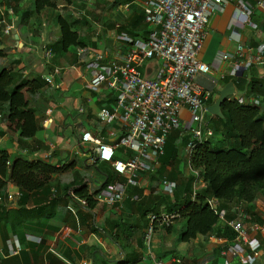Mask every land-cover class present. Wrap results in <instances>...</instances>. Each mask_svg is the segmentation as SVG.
<instances>
[{
	"label": "crops",
	"instance_id": "0c3cea01",
	"mask_svg": "<svg viewBox=\"0 0 264 264\" xmlns=\"http://www.w3.org/2000/svg\"><path fill=\"white\" fill-rule=\"evenodd\" d=\"M144 2L145 0H88V15L93 16V19L88 16V24L80 23L77 27L79 39L81 40V36L87 37L84 39L86 46L55 52L49 58L42 48L58 40L60 34L56 24L54 33L49 32L50 30L38 33V43L40 41L41 44H32L31 47L29 44L30 48L26 42L20 41L22 34L13 36L16 42L8 52L10 57L6 62L7 68L11 67L10 59L19 60V65H13L14 69H24L23 76L29 78L38 74L47 77L51 86L44 87L43 94L35 102L36 118L40 119L41 127L33 139L23 141L21 146H18L17 134L7 129V124L1 121L0 115V134L4 132L0 135V149L7 150L10 154L21 153L28 160H41L56 168H68L50 177L43 187L28 193L23 202L20 200L21 192L12 182L6 181L5 190L0 191V204L6 203L8 213L14 215L8 218L7 224L0 221V264H152L155 259L168 260L174 257L180 258L184 264H223L226 259L230 264H238L233 258L220 256L214 235L197 236L189 242L179 241L185 226V221L181 218H175L169 226H156L149 248L144 244L148 216L154 209L157 210L155 214L168 213L166 208L169 203L160 200L159 196L166 195L161 191L160 180H170L172 174L177 177V171L180 180L191 177L185 155L186 143L182 141L187 138L177 132H172L167 139L178 143V161L176 159L163 168L160 166L156 174L142 175L140 186L129 187L120 205L108 207L93 202L91 207H83L78 202L82 197L74 193L75 189L84 187L85 194L89 195L111 186L115 181L123 180L113 172L110 183L105 185L109 164L91 163L88 152L92 146L80 143V136L84 131L104 137L109 131L119 128L118 123H107L101 115L112 106L114 96L104 88L98 92L86 88L88 63L99 51H106L111 56L118 50L112 40L113 34L119 32L118 26L129 22L138 13L144 14ZM74 3L75 0H72V5L67 7L72 9ZM60 5L65 8L61 2ZM81 12L84 11L80 10L79 13ZM57 13L61 15L60 12ZM233 15L234 7L230 5L223 13L213 16L210 30L198 55L201 62L211 63L218 52L233 53L234 43L229 42L226 33ZM82 16H85V12ZM253 19L261 24L264 13L256 10ZM45 23L42 20L41 25L45 26ZM81 26H89L86 33ZM141 27L148 31L144 18L136 28ZM259 29L263 38L264 26ZM135 38L143 39L140 35ZM241 38L251 47L257 46L261 39L250 31L243 33ZM5 40L7 39L3 40L4 43ZM70 53L75 54L72 63L68 61L72 58L69 57ZM248 73L249 79L264 77V61L255 63ZM217 76L198 75L195 80L209 88L212 87L209 82H216L209 99L213 102L215 94L227 84ZM237 92L239 91L235 89L232 97L242 98L243 93L239 92L236 96ZM134 197L137 199H133ZM242 208L249 215L246 226L254 224L264 228V198L251 206L243 205ZM12 226L19 227L24 236L32 234L40 237L41 245H25L24 250L30 255L19 254L13 256L16 257L14 260H10L11 257L6 253V241L15 236L11 232ZM250 236L261 242L259 256L254 264H264V230L250 232Z\"/></svg>",
	"mask_w": 264,
	"mask_h": 264
},
{
	"label": "built area",
	"instance_id": "2783aa9c",
	"mask_svg": "<svg viewBox=\"0 0 264 264\" xmlns=\"http://www.w3.org/2000/svg\"><path fill=\"white\" fill-rule=\"evenodd\" d=\"M230 5L234 7V15L226 33L229 42L234 43V51L218 52L211 63H203L198 55L210 30L211 19ZM143 10L144 22L148 25L146 39L133 38L125 32L114 33L112 40L118 50L111 56L106 51H99L88 63L86 88L92 92L104 88L114 96L112 106L101 115L105 122L119 125L104 137L90 131H84L80 136L81 145L92 146L88 152L91 163H107L117 176L123 178L88 195L93 202L108 207L120 205L129 187L140 186L142 175L156 174L166 140L172 132L187 138L185 155L193 177L189 196L193 201L202 183L198 172L191 169L190 157L197 146L212 137L206 115L207 102L213 92L198 84L196 77L214 71L222 82L228 78L237 79L241 72L264 61V36L262 38L253 19L256 10L264 13V0H145ZM11 31L12 28L6 26L4 34L9 35ZM246 31L261 37L257 46L251 47L242 40ZM42 50L47 58L53 55L45 46ZM239 102L243 99L239 98ZM249 102L259 104L257 99ZM119 149L129 155L125 159H116ZM159 183L166 195H171L177 186L167 178H162ZM78 202L86 207L88 199L85 196ZM177 217L174 214H150L144 234L145 246L149 248L156 226H169ZM223 217L221 212L219 218ZM248 217L243 208L236 209L234 218L227 222L234 232V239L215 238L221 257L233 258L238 264L256 262L261 242L252 238L250 232L264 228L254 224L246 226ZM41 243L42 239L32 234L24 236V243L12 236L6 241V249L13 257L19 255L25 245L39 246ZM152 264L184 263L174 257L155 259ZM223 264L230 263L226 259Z\"/></svg>",
	"mask_w": 264,
	"mask_h": 264
},
{
	"label": "trees",
	"instance_id": "16d2710c",
	"mask_svg": "<svg viewBox=\"0 0 264 264\" xmlns=\"http://www.w3.org/2000/svg\"><path fill=\"white\" fill-rule=\"evenodd\" d=\"M56 1L31 0L27 9L16 11L19 16L17 24L27 26L29 17L35 16V21L41 25L39 14L44 10H56ZM60 1L65 7L72 5V0ZM142 19L143 15L138 13L129 22L118 26V31L133 38L140 35L145 39L146 29L136 28ZM53 23L58 26L60 35L56 43L45 46L46 49L57 53L86 46L79 39L78 20H72L70 15L56 13ZM81 23L88 24V21ZM258 26L262 28L264 20ZM3 40L0 37V60L7 57L11 50L9 44L13 43L5 40V44ZM9 63L10 68L0 64V115L1 121L7 124V129L17 134L18 146H21L23 141L33 139L41 127L40 119L36 118L35 102L41 97L42 89L51 85L47 77L38 74L29 78L23 76L24 69H14L13 65H19V60L10 59ZM250 68L241 77L224 81L225 84L233 82L235 89L243 93V102H239V98L229 97L221 104L222 118L206 115L212 137L197 146L190 157L191 169L198 172L202 183V187L196 190L195 199L192 201L189 197L193 177L180 180L178 171L175 173L177 177L173 174L170 177V181L178 182L173 193L159 195L160 200L169 203L167 214L177 215V218L185 221L179 236L181 242L209 235H214L217 239L233 240L235 235L227 222L234 218L235 210L243 205L251 206L264 198V77L249 79ZM250 99H257L259 104L250 103ZM212 103V100L207 102L208 106ZM3 134L4 132L0 135ZM182 141L187 143V139ZM177 145L174 141L166 140L164 154L160 157L162 168L178 158ZM128 155L127 152L124 155V150L119 149L115 158L125 159ZM67 168H56L41 160H28L21 153L10 154L7 150L0 149V191L5 190L8 180L21 192L20 200L23 202L28 193L43 187L50 177ZM111 173L114 174L108 166L105 185L110 183ZM74 193L80 197L86 196L88 207L92 206L91 196L85 194L84 187L75 189ZM156 211L154 209L152 214L157 213ZM221 212L224 213L223 219L219 218ZM13 215L8 213L6 203L0 204V221L3 224H7L8 218ZM11 232L23 243L24 234L19 227L12 226ZM28 255L30 253L24 249L20 253V256ZM14 258L16 257H11L10 260Z\"/></svg>",
	"mask_w": 264,
	"mask_h": 264
},
{
	"label": "rangeland",
	"instance_id": "374dc122",
	"mask_svg": "<svg viewBox=\"0 0 264 264\" xmlns=\"http://www.w3.org/2000/svg\"><path fill=\"white\" fill-rule=\"evenodd\" d=\"M87 1L88 0H75V3L73 4V8L70 9L69 7L62 8L60 5L61 1L57 0L56 1L57 2L56 10H54V11L44 10L38 16V19L40 22H42V20L46 21L45 26L39 25L38 22L35 21V16L29 17V23L27 26H20L19 24H17L19 16L16 15V11L21 12V11H24L25 9H27L31 3V0H0V37L7 39V41L11 40L13 42L12 44H9V46L11 47V50L14 47V44L16 42L14 40L13 36L15 34H18V33L23 35L22 37L20 36L21 37L20 41L26 42V45L28 47H29V44H30V47L32 46V44L36 45L38 43V36H37L38 33L43 34V32L49 31V30H50L49 32L54 33V31L56 30V27L53 23V18L57 12H60L61 15H70L72 20H76V21L78 20L80 23L83 22L84 20L90 21V19H88V16H90V15H88L89 12H88V8H87ZM80 10H83L85 12V16H82L79 13ZM216 16H218V14ZM90 17L93 19V16H90ZM95 23L98 24V22H95ZM6 26L12 27L13 31L9 35L4 34V29ZM82 27H84L82 31L85 33L89 29V26H81V28ZM95 28H96V26H95ZM85 38H87V37L81 36V40L83 42H84ZM38 44H41V42L39 41ZM100 47L103 48L102 46H100ZM70 55L71 56H69V57H72V58L69 59L68 61H69V63H72L75 60V54L70 53ZM8 57H10V56L7 54V57L5 59L0 60V63L6 65ZM149 66H151V65L149 64ZM156 66H157V63H156ZM147 71L150 72V69H148ZM214 73H216V72L211 71L209 74H206L205 76L209 77L210 75H214V76L218 75L217 73H216V75ZM148 77H152V76H148ZM217 77H219V75ZM213 83L214 84L212 85V87H210L211 90H214V88H215L216 82L213 81ZM42 92L40 93V95L43 94ZM239 94L240 93L237 92L236 96ZM217 96H218V93L215 94L214 100L217 98Z\"/></svg>",
	"mask_w": 264,
	"mask_h": 264
},
{
	"label": "water",
	"instance_id": "95a60500",
	"mask_svg": "<svg viewBox=\"0 0 264 264\" xmlns=\"http://www.w3.org/2000/svg\"><path fill=\"white\" fill-rule=\"evenodd\" d=\"M16 39V38H15ZM243 72H241L239 76L242 75ZM235 95V88L233 82H228L219 92L217 98L214 100V102L208 106L207 112L211 116L222 118L221 114V104L228 99L229 97H232ZM211 128V126H210Z\"/></svg>",
	"mask_w": 264,
	"mask_h": 264
}]
</instances>
